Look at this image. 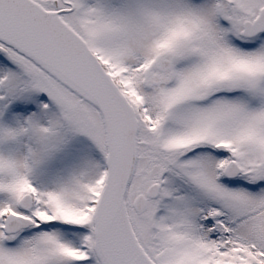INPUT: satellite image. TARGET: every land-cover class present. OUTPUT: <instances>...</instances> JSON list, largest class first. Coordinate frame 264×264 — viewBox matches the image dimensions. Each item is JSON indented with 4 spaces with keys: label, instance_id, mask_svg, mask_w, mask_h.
<instances>
[{
    "label": "snow or ice",
    "instance_id": "1",
    "mask_svg": "<svg viewBox=\"0 0 264 264\" xmlns=\"http://www.w3.org/2000/svg\"><path fill=\"white\" fill-rule=\"evenodd\" d=\"M0 264H264V0H0Z\"/></svg>",
    "mask_w": 264,
    "mask_h": 264
}]
</instances>
